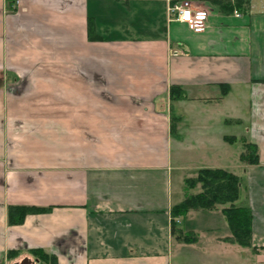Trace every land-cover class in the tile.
I'll return each mask as SVG.
<instances>
[{
	"label": "crops",
	"instance_id": "crops-1",
	"mask_svg": "<svg viewBox=\"0 0 264 264\" xmlns=\"http://www.w3.org/2000/svg\"><path fill=\"white\" fill-rule=\"evenodd\" d=\"M180 1L0 0V264H264V0H188L198 32L169 13ZM202 168L238 177L255 251L221 205L175 219L193 242L171 234ZM8 206L48 211L10 225Z\"/></svg>",
	"mask_w": 264,
	"mask_h": 264
},
{
	"label": "trees",
	"instance_id": "trees-1",
	"mask_svg": "<svg viewBox=\"0 0 264 264\" xmlns=\"http://www.w3.org/2000/svg\"><path fill=\"white\" fill-rule=\"evenodd\" d=\"M212 2L225 12H230L238 6L244 12L247 7V1H235L234 4L230 2L223 3L219 0H213ZM88 36L90 40L99 39L94 35L93 23L90 20L88 21ZM169 97L172 100L183 98L185 95L181 88L171 86ZM243 150L239 156L240 161L251 165L258 163V153L255 145L243 141ZM185 184L187 188H193L196 184H200L201 191L198 194L185 197L182 202L174 205L170 210V232L172 235L178 233L175 236L177 240L190 243L195 238L193 234L181 233L177 229L176 218L185 215L190 209L211 210L216 205H221L224 206L221 212L231 233L230 241L255 251L251 242V212L248 207L235 205L239 194V179L237 176L222 169L202 168L197 171L195 178L186 179ZM46 211H48V208L8 206L6 212L7 222L10 225H18L23 222L27 215ZM11 254L9 253L8 256L10 257ZM30 254L38 264H57L55 256L42 250L31 251Z\"/></svg>",
	"mask_w": 264,
	"mask_h": 264
},
{
	"label": "built area",
	"instance_id": "built-area-1",
	"mask_svg": "<svg viewBox=\"0 0 264 264\" xmlns=\"http://www.w3.org/2000/svg\"><path fill=\"white\" fill-rule=\"evenodd\" d=\"M169 13L176 21L185 24L191 31L198 32L205 29L206 13L191 9L188 0H181L180 3L172 5L169 8Z\"/></svg>",
	"mask_w": 264,
	"mask_h": 264
},
{
	"label": "rangeland",
	"instance_id": "rangeland-1",
	"mask_svg": "<svg viewBox=\"0 0 264 264\" xmlns=\"http://www.w3.org/2000/svg\"><path fill=\"white\" fill-rule=\"evenodd\" d=\"M172 150L174 151V145H173V148H172ZM172 184H173V188H174V190H176L177 189V187H178V178H177V174L174 172L173 174H172ZM199 190H196L194 187L193 188H187V192H190V194H195L196 192H198ZM188 195H189V193H188ZM188 213V212H187ZM187 213L185 214V215H183V216H180V217H182L181 219H182V221H185V220H189L190 218H189V215H187ZM198 217V216H197ZM200 217V216H199ZM191 218H194V217H191ZM202 218V217H201ZM195 223H197V222H195ZM184 224V223H183ZM197 226V225H196ZM180 232L181 233H183L181 230H180ZM176 234H178V233H175L174 234V236H176Z\"/></svg>",
	"mask_w": 264,
	"mask_h": 264
}]
</instances>
